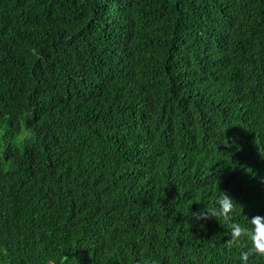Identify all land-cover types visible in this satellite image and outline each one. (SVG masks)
I'll return each instance as SVG.
<instances>
[{"label":"trees","instance_id":"16d2710c","mask_svg":"<svg viewBox=\"0 0 264 264\" xmlns=\"http://www.w3.org/2000/svg\"><path fill=\"white\" fill-rule=\"evenodd\" d=\"M5 114L0 264H241L191 210L264 215V0H0Z\"/></svg>","mask_w":264,"mask_h":264},{"label":"clouds","instance_id":"9594fccd","mask_svg":"<svg viewBox=\"0 0 264 264\" xmlns=\"http://www.w3.org/2000/svg\"><path fill=\"white\" fill-rule=\"evenodd\" d=\"M8 115L5 114L3 123H0V149L7 142L6 137L9 125L6 122ZM35 129L28 125L23 115L20 117L18 126L12 133L11 139L18 146H24L35 136ZM258 188H250L251 193H255ZM208 196L211 197V203L205 206L203 197L201 202L203 207L192 211V217L198 221H206L209 218H215L222 226L229 229V243L239 245L246 243L247 247L240 252L239 259L241 264H248L250 254H256L264 257V215L259 213L244 216L243 221L236 219L239 211L238 206L243 205L236 200L227 189H221L218 185L209 186L205 189ZM257 200H260L257 198ZM262 200L258 201L261 203ZM264 202V201H263ZM0 253L7 254V249L0 246ZM6 264V262H5ZM48 264H56L55 259H49Z\"/></svg>","mask_w":264,"mask_h":264}]
</instances>
